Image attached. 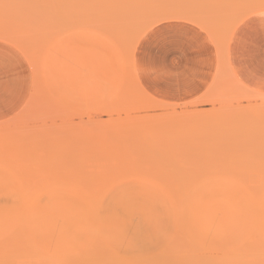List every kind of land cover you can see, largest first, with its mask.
<instances>
[{"label": "rangeland", "instance_id": "obj_1", "mask_svg": "<svg viewBox=\"0 0 264 264\" xmlns=\"http://www.w3.org/2000/svg\"><path fill=\"white\" fill-rule=\"evenodd\" d=\"M0 175V264H264V0H0Z\"/></svg>", "mask_w": 264, "mask_h": 264}, {"label": "crops", "instance_id": "obj_2", "mask_svg": "<svg viewBox=\"0 0 264 264\" xmlns=\"http://www.w3.org/2000/svg\"><path fill=\"white\" fill-rule=\"evenodd\" d=\"M200 34H203V33H201V32H199L198 33V35L200 36ZM198 35L196 36V37H198ZM195 37V38H196ZM204 38V40L206 39L207 41H209V39L204 35L203 36ZM205 40V41H206ZM195 54H197L196 52H195ZM212 54H213V50H212ZM17 56V55H16ZM214 54L212 55V68H211V70H210V72L207 74V76L205 77H201V87H200V89L198 90V92L199 91H201V90H203L204 89V87H205V84H206V82L208 81L207 80V78L209 77H211V74H212V72L214 71V68H215V61H214ZM18 57V56H17ZM19 58V57H18ZM197 66H198V56H197ZM197 66H196V68H195V70L192 72V73H190V74H188V76H186L185 77V79H183V82L181 83V90H182V92H183V94H184V83H186L187 81H190V80H192L194 77H195V73H196V69H197ZM207 71V70H206ZM163 90H164V93L166 94L167 92H168V89H172V88H170V86H167V85H165L163 88H162ZM197 92V93H198ZM200 93V92H199ZM196 94V93H195ZM184 95H186V94H184Z\"/></svg>", "mask_w": 264, "mask_h": 264}, {"label": "bare ground", "instance_id": "obj_3", "mask_svg": "<svg viewBox=\"0 0 264 264\" xmlns=\"http://www.w3.org/2000/svg\"><path fill=\"white\" fill-rule=\"evenodd\" d=\"M0 179H1V175H0ZM2 180H3V178H2ZM2 180H1V181H2ZM2 186H4V184H3ZM2 186H1V187H2ZM3 188H4V187H3ZM5 189H6V188H5ZM0 190H1V189H0ZM6 190H7V189H6ZM6 190H5V191H6ZM6 192H7V191H6ZM6 192H3V193H5V195H6ZM0 193H1V192H0ZM3 193H2V194H3ZM8 193H10L9 190H8ZM8 193H7V194H8ZM3 195H4V194H3ZM1 196H2V195H1ZM6 196H7V195H6ZM6 205H7V204H6ZM6 205H4V206H6ZM1 207H3V206H1ZM8 207H11V206H9V204H8V206H6V208L8 209ZM3 208L5 209V207H3ZM11 208H12V207H11ZM0 209H1V208H0ZM12 210H13V208H12ZM12 210H9V211L6 210V214H9L8 212H12V213H13V212L15 211V207H14V211H12ZM0 212H1V211H0ZM3 213H4V212H3ZM4 214H5V213H4ZM5 216H6V215H5ZM6 217H7V216H6ZM6 226H7V224H6ZM3 227H4V226H3ZM7 227H8V226H7ZM3 229H4V228H3Z\"/></svg>", "mask_w": 264, "mask_h": 264}]
</instances>
